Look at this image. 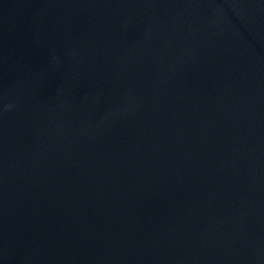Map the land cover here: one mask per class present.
Here are the masks:
<instances>
[{"label":"water","instance_id":"obj_1","mask_svg":"<svg viewBox=\"0 0 264 264\" xmlns=\"http://www.w3.org/2000/svg\"><path fill=\"white\" fill-rule=\"evenodd\" d=\"M0 264H263L134 0H0Z\"/></svg>","mask_w":264,"mask_h":264}]
</instances>
